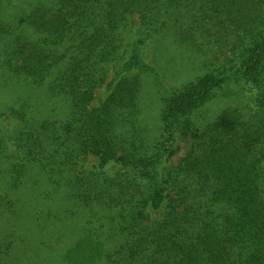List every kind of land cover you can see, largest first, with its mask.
Instances as JSON below:
<instances>
[{"label":"trees","instance_id":"16d2710c","mask_svg":"<svg viewBox=\"0 0 264 264\" xmlns=\"http://www.w3.org/2000/svg\"><path fill=\"white\" fill-rule=\"evenodd\" d=\"M4 1L0 264H264V0ZM215 35L144 112L165 43Z\"/></svg>","mask_w":264,"mask_h":264},{"label":"rangeland","instance_id":"374dc122","mask_svg":"<svg viewBox=\"0 0 264 264\" xmlns=\"http://www.w3.org/2000/svg\"><path fill=\"white\" fill-rule=\"evenodd\" d=\"M41 1L43 0H5L3 5L2 18H4L6 22L12 21L24 12L31 11V9ZM130 32L132 34L134 33V30H131ZM211 39L213 41V44L212 51L207 56L209 57V59H206L205 56H202L199 53L192 52L193 50H191L188 46H179L177 44H168L166 42L165 45L171 44L169 47H171L172 49H168L169 47L164 49L163 47L164 53L162 54V56H158L161 62L158 60L159 64H156V62H154V46L151 45L146 49L149 55L147 57V62H150V57L154 59L152 65L157 67V69L161 68V75L160 83L158 86L157 84H154V81L152 79L147 80V87L142 91V94L144 96H142V100L140 102V106H142L144 112H147L150 109L148 107L149 103L147 101V96H150L153 99L155 95H158L159 97L160 92L165 93L166 90L182 86L185 82L195 78L196 76L204 74L216 65L218 66L221 60L225 57L224 55L229 54L227 44H225V41L229 40L227 37L215 35ZM104 88L105 85L103 88H100L98 90L97 99L104 96ZM219 105L220 104L217 103V105L215 104L211 106L219 108ZM1 111L2 110L0 109V113ZM0 118L5 120L6 117L1 116ZM146 121L147 123H149L148 125L151 127L152 131L155 132V129H157V127H155L153 123L150 122V119ZM10 126H12V124H10ZM181 145L184 146V150H182L178 155L174 156V160L176 161L186 149L184 143H182Z\"/></svg>","mask_w":264,"mask_h":264}]
</instances>
